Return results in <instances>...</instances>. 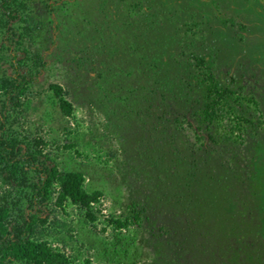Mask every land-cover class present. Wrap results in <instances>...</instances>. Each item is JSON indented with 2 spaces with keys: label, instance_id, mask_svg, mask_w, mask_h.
I'll use <instances>...</instances> for the list:
<instances>
[{
  "label": "rangeland",
  "instance_id": "obj_1",
  "mask_svg": "<svg viewBox=\"0 0 264 264\" xmlns=\"http://www.w3.org/2000/svg\"><path fill=\"white\" fill-rule=\"evenodd\" d=\"M26 5L30 36L0 23V79L30 82L17 106L0 95V132L41 139L40 163L81 172L102 195L93 224L50 202L34 239L69 264H264V0ZM209 72L224 90L212 118ZM3 195L31 213L28 189L1 181Z\"/></svg>",
  "mask_w": 264,
  "mask_h": 264
},
{
  "label": "trees",
  "instance_id": "obj_2",
  "mask_svg": "<svg viewBox=\"0 0 264 264\" xmlns=\"http://www.w3.org/2000/svg\"><path fill=\"white\" fill-rule=\"evenodd\" d=\"M27 2L28 0H0V23L7 28L20 23L25 35L30 36L32 18ZM16 75L15 78L0 79V95L17 106L20 98L27 95L30 82L20 74ZM206 80L208 102L205 105V115L212 118L223 100L224 90H221L210 72ZM48 90L56 99L61 115L73 118L74 108L66 98L63 87L50 84ZM251 103L255 108L258 107L256 102ZM0 129H3L2 126ZM44 147L45 143L41 139L34 140L32 145L24 146L17 138L0 132V180L5 184L14 183L18 187L28 189L30 195L26 198L31 210L27 216L17 215L13 211L16 204L8 201L9 196H0V264H69V259L64 253L55 250L46 241L34 239L37 226L45 223L39 214L52 201L58 208H62L64 203L69 201L79 208L90 224L96 221L94 206L102 196L101 193L84 189L85 178L81 172L60 170L57 165L46 166L40 163L39 158H46L42 154ZM73 148L72 145L65 147ZM74 153L78 155L77 151ZM36 165L37 169L33 171ZM32 173L37 175L36 179L30 182ZM141 215V212H135L133 223L138 222ZM108 224L114 229H123L128 225L126 221L120 220H109Z\"/></svg>",
  "mask_w": 264,
  "mask_h": 264
}]
</instances>
